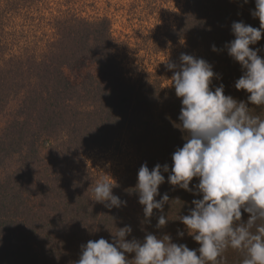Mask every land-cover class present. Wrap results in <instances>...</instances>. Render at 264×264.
I'll use <instances>...</instances> for the list:
<instances>
[{"label": "trees", "instance_id": "1", "mask_svg": "<svg viewBox=\"0 0 264 264\" xmlns=\"http://www.w3.org/2000/svg\"><path fill=\"white\" fill-rule=\"evenodd\" d=\"M69 2L0 0V118L6 117L0 133V264H74L89 240L112 243L125 226L132 229L129 241L169 235L173 243L198 249L179 218L202 195L167 182L172 155L187 135L179 127L181 99L164 86L168 67L128 71L111 20L84 17L69 5L53 12ZM254 9L255 0H185L177 24L163 29L150 51L183 43L182 53L212 66L210 88L222 83L225 95L247 103L250 94L234 86L243 69L224 46L234 39L233 22L260 27ZM250 47L264 58V33ZM84 64L93 68L75 85L66 70ZM247 106L264 119V105ZM95 151L126 153L133 164L118 179H105L88 160ZM144 164L149 170L169 167L168 173L161 168L165 183L155 197L167 193L169 203L150 218L134 190ZM101 180L114 185L113 195L126 206L95 201L93 188ZM198 182L194 177L189 187ZM241 212L246 222L249 214ZM160 215L168 220L163 227H157ZM223 259L242 264L244 253L229 247Z\"/></svg>", "mask_w": 264, "mask_h": 264}, {"label": "clouds", "instance_id": "2", "mask_svg": "<svg viewBox=\"0 0 264 264\" xmlns=\"http://www.w3.org/2000/svg\"><path fill=\"white\" fill-rule=\"evenodd\" d=\"M251 15L259 19L260 27L233 22L234 39L224 47L243 69L235 88L250 94L247 103L262 106L264 58L258 55L260 49L250 46L264 33V0H255ZM212 51L219 50L212 45ZM180 60L178 70L173 63L167 67L174 70L171 86L182 104L179 127L187 135L186 142L172 155L167 182L202 195L192 201L194 207L188 214L179 218L199 248L190 249L173 243L169 235L160 238L151 233L143 241H129L125 237L132 229L125 226L118 229L112 243L104 238L89 240L74 264H224L223 253L229 247L244 253L242 264H264V119L252 115L246 102L225 95L222 83L214 90L210 88L216 74L206 60L184 53ZM162 167L163 172H169L167 164H157L151 170L144 164L138 171L134 190L146 218L169 203L167 193L155 199L160 195L159 186L165 183ZM194 177L199 182L190 188ZM113 187L106 180L97 182L95 201L109 202L106 206L110 208L126 206V201L113 195ZM241 209L249 214L246 222L241 221ZM167 222L160 215L157 227ZM178 235L182 237L184 232L178 231ZM128 253L134 258L127 259Z\"/></svg>", "mask_w": 264, "mask_h": 264}, {"label": "rangeland", "instance_id": "3", "mask_svg": "<svg viewBox=\"0 0 264 264\" xmlns=\"http://www.w3.org/2000/svg\"><path fill=\"white\" fill-rule=\"evenodd\" d=\"M66 6H54L53 12L69 6L80 15L91 18H108L119 41V54L128 71L158 72L166 69L168 63L179 69L183 43L164 44L151 52L159 35L166 27L177 24L185 9V0H69ZM69 5V6H68ZM49 15V14H48ZM151 47V48H150ZM93 68L84 64L77 69H67L66 74L73 84L78 85ZM174 70H169L164 80L165 87H172L171 77ZM131 75V74H130ZM6 117L0 118V133L5 126ZM90 165L101 177L115 180L121 177L133 164L134 158L118 151L88 154Z\"/></svg>", "mask_w": 264, "mask_h": 264}]
</instances>
